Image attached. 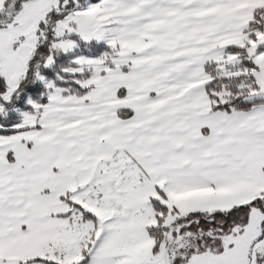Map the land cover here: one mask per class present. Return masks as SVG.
Listing matches in <instances>:
<instances>
[{
	"label": "snow or ice",
	"instance_id": "1",
	"mask_svg": "<svg viewBox=\"0 0 264 264\" xmlns=\"http://www.w3.org/2000/svg\"><path fill=\"white\" fill-rule=\"evenodd\" d=\"M0 264H264V0H0Z\"/></svg>",
	"mask_w": 264,
	"mask_h": 264
}]
</instances>
